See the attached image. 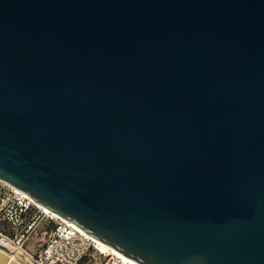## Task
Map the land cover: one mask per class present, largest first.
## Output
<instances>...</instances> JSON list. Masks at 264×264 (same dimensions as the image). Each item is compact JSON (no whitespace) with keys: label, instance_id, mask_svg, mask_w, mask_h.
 <instances>
[{"label":"water","instance_id":"1","mask_svg":"<svg viewBox=\"0 0 264 264\" xmlns=\"http://www.w3.org/2000/svg\"><path fill=\"white\" fill-rule=\"evenodd\" d=\"M0 181L135 264H264V0H0Z\"/></svg>","mask_w":264,"mask_h":264},{"label":"built area","instance_id":"2","mask_svg":"<svg viewBox=\"0 0 264 264\" xmlns=\"http://www.w3.org/2000/svg\"><path fill=\"white\" fill-rule=\"evenodd\" d=\"M39 229L46 237L42 242L37 239ZM0 242L28 264H82L91 259H99L98 264H129L109 251L100 252L73 224L43 212L25 194L2 181Z\"/></svg>","mask_w":264,"mask_h":264},{"label":"bare ground","instance_id":"3","mask_svg":"<svg viewBox=\"0 0 264 264\" xmlns=\"http://www.w3.org/2000/svg\"><path fill=\"white\" fill-rule=\"evenodd\" d=\"M34 203V202H33ZM34 205L36 207H38L40 210H42L45 213H49L52 217H56L54 214H52L50 211H48L47 209H45L44 207L34 203ZM78 229V228H77ZM78 231L84 235L86 238H88L90 241L96 243V245L98 246V249L100 252H104V251H109L113 254H115L116 256H118L119 258H121L122 260H125L126 262H128L129 264H135L133 262H131L130 260H128L127 258H125L124 256L120 255L119 253H117L116 251L110 249L109 247H107L106 245H104L103 243L93 239L92 237L88 236L86 233H84L83 231L79 230ZM0 252H2L3 254H5V256L7 257V259H11L14 261H18L21 264H28L25 260L21 259L17 253H14L13 249H11L8 245L2 244L0 242Z\"/></svg>","mask_w":264,"mask_h":264},{"label":"rangeland","instance_id":"4","mask_svg":"<svg viewBox=\"0 0 264 264\" xmlns=\"http://www.w3.org/2000/svg\"><path fill=\"white\" fill-rule=\"evenodd\" d=\"M36 231H37V239H40V241L42 242L46 237L43 234H40V229ZM100 259H102L101 256H100ZM98 261L99 259H95V260L91 259L89 262L82 263V264H98Z\"/></svg>","mask_w":264,"mask_h":264}]
</instances>
